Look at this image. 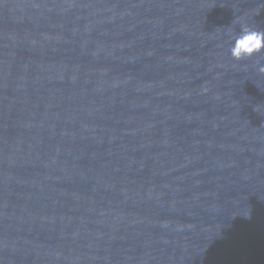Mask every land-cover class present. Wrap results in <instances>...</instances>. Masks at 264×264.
Instances as JSON below:
<instances>
[{
	"label": "water",
	"instance_id": "water-1",
	"mask_svg": "<svg viewBox=\"0 0 264 264\" xmlns=\"http://www.w3.org/2000/svg\"><path fill=\"white\" fill-rule=\"evenodd\" d=\"M241 26L264 0H0V264H264Z\"/></svg>",
	"mask_w": 264,
	"mask_h": 264
},
{
	"label": "clouds",
	"instance_id": "clouds-1",
	"mask_svg": "<svg viewBox=\"0 0 264 264\" xmlns=\"http://www.w3.org/2000/svg\"><path fill=\"white\" fill-rule=\"evenodd\" d=\"M232 41L229 52L236 61L264 52V30H258L251 26H241L232 37ZM258 70L264 74V66L259 67Z\"/></svg>",
	"mask_w": 264,
	"mask_h": 264
}]
</instances>
